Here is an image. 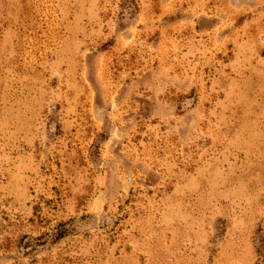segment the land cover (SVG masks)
I'll return each instance as SVG.
<instances>
[{
  "label": "rangeland",
  "instance_id": "1",
  "mask_svg": "<svg viewBox=\"0 0 264 264\" xmlns=\"http://www.w3.org/2000/svg\"><path fill=\"white\" fill-rule=\"evenodd\" d=\"M0 264H264V0H0Z\"/></svg>",
  "mask_w": 264,
  "mask_h": 264
}]
</instances>
